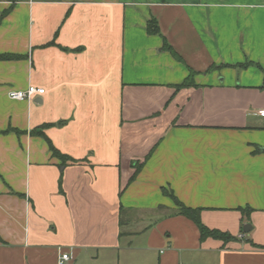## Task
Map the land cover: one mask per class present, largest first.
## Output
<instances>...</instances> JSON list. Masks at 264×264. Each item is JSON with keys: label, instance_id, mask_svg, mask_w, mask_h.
I'll use <instances>...</instances> for the list:
<instances>
[{"label": "crops", "instance_id": "crops-1", "mask_svg": "<svg viewBox=\"0 0 264 264\" xmlns=\"http://www.w3.org/2000/svg\"><path fill=\"white\" fill-rule=\"evenodd\" d=\"M262 107L264 0H0V264H264Z\"/></svg>", "mask_w": 264, "mask_h": 264}, {"label": "trees", "instance_id": "trees-1", "mask_svg": "<svg viewBox=\"0 0 264 264\" xmlns=\"http://www.w3.org/2000/svg\"><path fill=\"white\" fill-rule=\"evenodd\" d=\"M148 31H149V33H152V34H160V28H159L158 21L156 18H151L148 21ZM164 48L166 50L171 51L174 55H177V53L174 51V49L171 47V45L165 40H164ZM193 75H194V72L191 71L190 76L186 79V81L182 85H180V87L189 85L190 81L193 80ZM46 126H48V125H45L44 127H46ZM35 133L44 134L43 130H36ZM45 137H46L47 142L49 143V146H50V149H51L53 155L61 156L64 159L68 158L65 155H62L60 153V151L55 147L53 142L47 136H45ZM137 173H138V171L136 170V173L133 176L134 178L137 175ZM163 191L166 195H169L170 197H172L173 200L175 201V203L178 205V207H179L178 213L180 215H183L186 218L192 220L194 222V224L197 226L199 233H200V241L203 242L208 238H213V239L223 241L224 245H226L230 242H237L238 241V236L234 235L230 231L221 230L219 228H211L207 224H205L201 218V211H202L201 208H193V207L187 206L184 203H182L172 192L169 193L165 188L163 189ZM246 210H248V209H246ZM242 211L245 213V210H242ZM0 241L3 242V240L1 238H0Z\"/></svg>", "mask_w": 264, "mask_h": 264}, {"label": "built area", "instance_id": "built-area-1", "mask_svg": "<svg viewBox=\"0 0 264 264\" xmlns=\"http://www.w3.org/2000/svg\"><path fill=\"white\" fill-rule=\"evenodd\" d=\"M46 89L44 87H38L36 85H29L25 89H13L9 92V97L16 101H33L37 96L43 95ZM254 114L264 117V107L258 109ZM74 259L73 254L70 251H64L60 249L58 260L56 264H68Z\"/></svg>", "mask_w": 264, "mask_h": 264}, {"label": "rangeland", "instance_id": "rangeland-1", "mask_svg": "<svg viewBox=\"0 0 264 264\" xmlns=\"http://www.w3.org/2000/svg\"><path fill=\"white\" fill-rule=\"evenodd\" d=\"M179 254H180V257L182 256L181 258L179 257V263L183 262L185 260V261L193 262L194 264H207L208 260H209L204 254L203 255L198 254V255L194 256V254H191V252L188 250H181L179 252ZM125 255H126V253H124V252L117 254L116 255V257H117L116 262H118V264H120V260H122V264H125V263H123V260H126ZM157 260H158V256H157V254L156 255L154 254L153 255V261L157 262Z\"/></svg>", "mask_w": 264, "mask_h": 264}, {"label": "water", "instance_id": "water-1", "mask_svg": "<svg viewBox=\"0 0 264 264\" xmlns=\"http://www.w3.org/2000/svg\"><path fill=\"white\" fill-rule=\"evenodd\" d=\"M252 229V225L250 223H245L244 226H243V231L244 233H248L250 232Z\"/></svg>", "mask_w": 264, "mask_h": 264}]
</instances>
